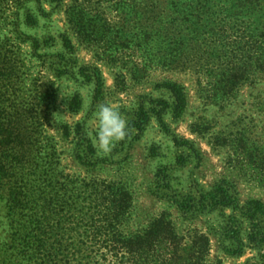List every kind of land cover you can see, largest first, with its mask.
I'll return each instance as SVG.
<instances>
[{
	"label": "rangeland",
	"instance_id": "374dc122",
	"mask_svg": "<svg viewBox=\"0 0 264 264\" xmlns=\"http://www.w3.org/2000/svg\"><path fill=\"white\" fill-rule=\"evenodd\" d=\"M169 8L166 0H0V92L18 121L25 179L34 188L53 182L56 234L64 244L84 242L80 259H113L94 247L109 238L86 240L83 232L103 209L98 191L115 186L123 194L118 230L142 244L138 264H264V72L242 64L263 50L237 27L210 49L185 46L175 54L183 64L170 65L172 38L187 32L172 35ZM166 82L184 89L180 116ZM101 103L128 122L109 154L93 145ZM163 106L161 122L152 110ZM141 107L150 116L143 130L134 125ZM210 192L227 206L203 207ZM6 193L0 187V264L9 261L14 231ZM68 197L79 211L69 213ZM186 202L196 207L182 208ZM128 252L115 255L126 261Z\"/></svg>",
	"mask_w": 264,
	"mask_h": 264
},
{
	"label": "trees",
	"instance_id": "16d2710c",
	"mask_svg": "<svg viewBox=\"0 0 264 264\" xmlns=\"http://www.w3.org/2000/svg\"><path fill=\"white\" fill-rule=\"evenodd\" d=\"M166 2L168 8L171 6L168 10L170 20L168 22L171 30H174L172 35L182 29L187 32L185 36H174L172 38L168 49V52H170L168 63L170 65L177 67L183 64L182 56L178 58L175 54L176 52L182 53L185 46L188 48L189 46H199L201 48L202 45H205L210 49L212 45H215L217 36L220 39L223 37L229 39L232 32L239 27L243 30V34L250 36L248 44L252 48L259 44V47L263 50L259 55L257 52L254 53V55H257L254 63H250L254 55H249V57L244 56L245 60L242 64L251 67L250 73L257 69L264 72V0H166ZM179 20L183 26L178 25ZM219 31L226 32V36H223ZM201 34L204 36L203 39H201ZM187 59L189 58L187 57ZM2 75L0 69V85ZM93 76L96 77L97 93L99 94L103 85L102 77L100 74H94ZM162 87H166L172 93L174 98L173 113L175 116H180L186 103L183 87L176 82H166L162 84ZM233 89L229 87L226 90L227 94H231ZM8 101L0 92V187L7 192L8 215L14 230L12 242L8 248L10 256L7 264H90L94 259H80L84 255V242L76 245L64 244L58 239V234H56L58 226L55 224L58 218L56 213L58 204H55L56 198L54 196L56 195H52L48 191L53 182L44 180V183L34 188L35 184L33 183L36 180L25 179L23 171L26 167H24L25 164L23 165V157L15 149L19 145L18 141H21V133L17 129L18 121H13L15 117L11 112V106L7 104ZM71 105L73 110H78L81 107V101L75 98ZM162 105L166 107L167 104ZM164 106L161 110L156 108L152 110L161 122L164 121L162 113ZM136 115L138 120L134 122V125L143 130L142 127L146 125L150 116L144 107H141ZM64 131V135H67L68 127H65ZM175 143L181 145L179 140H175ZM184 144L188 145L189 142ZM88 148L90 151H94L92 146H88ZM4 161L5 163H3ZM93 187L98 191L104 186L96 184ZM107 189L108 192L98 191L97 197H99V200L102 199L103 209L91 214L90 220L84 226L83 233L86 240L96 239L100 236L109 238L107 242H97L94 247L98 248L97 253L102 249L108 250L107 252L113 255V259L108 260L107 256L102 255L104 258L95 260L93 264H109L112 262L113 264H138L139 262L133 255L136 248L142 244H137L133 240L125 241L121 238L117 226L122 217L123 194L115 186H110ZM48 197H50L49 204H51V208H48L46 204ZM70 199L68 197L65 203L69 213L79 211L78 208L71 209L69 207ZM203 199H206V202L202 204L203 207H214L219 204L227 206L226 198L221 200L211 192L202 195L199 203ZM188 203H184L182 208L185 205L186 208L196 207L190 206ZM195 209L198 210L199 208ZM73 226L75 231H77L76 229L81 230V227H83L75 223H73ZM122 247L127 248L128 253L131 255L126 261L120 260L118 255H115ZM170 263L171 261L166 259L160 261V264Z\"/></svg>",
	"mask_w": 264,
	"mask_h": 264
},
{
	"label": "clouds",
	"instance_id": "9594fccd",
	"mask_svg": "<svg viewBox=\"0 0 264 264\" xmlns=\"http://www.w3.org/2000/svg\"><path fill=\"white\" fill-rule=\"evenodd\" d=\"M94 121L93 145L99 153L109 154L117 142L126 138L128 122L118 107L111 103L97 105Z\"/></svg>",
	"mask_w": 264,
	"mask_h": 264
}]
</instances>
